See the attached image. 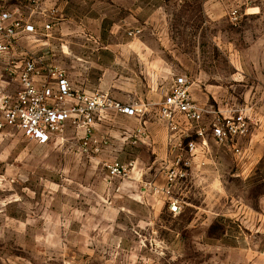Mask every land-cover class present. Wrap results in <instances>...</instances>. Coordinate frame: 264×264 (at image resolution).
I'll return each mask as SVG.
<instances>
[{
	"label": "rangeland",
	"instance_id": "obj_1",
	"mask_svg": "<svg viewBox=\"0 0 264 264\" xmlns=\"http://www.w3.org/2000/svg\"><path fill=\"white\" fill-rule=\"evenodd\" d=\"M44 9L23 15L38 33L22 37L18 50L41 44L75 79L116 86L107 93L118 100L146 94L148 71L163 67L151 62L161 57L188 78L197 104L211 92L214 108L242 115L247 131L227 141L223 176L192 187L182 159L164 186L127 161L105 162L138 149L141 132L123 128L116 108L97 113L90 135L71 121L49 144L7 128L0 133V264H264V0H46ZM134 30L140 33L130 36ZM140 57L149 61L141 65ZM127 80L134 90L120 84ZM250 154L249 169L239 159ZM116 163L127 173L111 175Z\"/></svg>",
	"mask_w": 264,
	"mask_h": 264
},
{
	"label": "built area",
	"instance_id": "obj_2",
	"mask_svg": "<svg viewBox=\"0 0 264 264\" xmlns=\"http://www.w3.org/2000/svg\"><path fill=\"white\" fill-rule=\"evenodd\" d=\"M23 1L25 3L15 8L0 2V133L13 128L20 130L31 140L49 144L63 135L68 124L73 121L84 126L90 135L97 113L113 108L130 116L146 114L149 109L156 108L159 116L169 121L174 130L177 129L174 122L179 116L197 123L204 120L206 112L194 101L186 76H175L172 89L161 103L150 102L144 107L114 103L103 94L90 96L78 92L72 86L66 69L52 62L43 51L37 54L30 49L18 50L22 37L38 33L36 24L23 15L29 13L31 18L45 13L46 0ZM230 15L237 20L240 11L233 9ZM53 26L46 23L43 29L50 32ZM138 33L140 30H134L129 35L136 36ZM15 56L20 58L17 62L12 58ZM246 129V121L239 115L226 121L218 119L213 133L225 143L245 135ZM205 131L206 129L199 128L198 134L204 136ZM84 145L89 147V140ZM193 145L191 143L190 147L193 148ZM235 150L240 152L239 148ZM109 169L111 175L119 176L126 174L128 167L116 163L109 166ZM173 174L174 171L171 173V180ZM180 207V201L174 199L171 203L172 210L177 211Z\"/></svg>",
	"mask_w": 264,
	"mask_h": 264
},
{
	"label": "crops",
	"instance_id": "obj_3",
	"mask_svg": "<svg viewBox=\"0 0 264 264\" xmlns=\"http://www.w3.org/2000/svg\"><path fill=\"white\" fill-rule=\"evenodd\" d=\"M0 2H5L9 7L15 8L19 0H0ZM29 47L31 51L41 54V44L31 42ZM12 58L16 62L20 59L19 56ZM121 61L127 62L129 59H122ZM137 61L141 65H144L145 61L149 60L140 57ZM154 61L151 63L163 67L148 71L149 76L153 78V81L149 83L150 90H148L146 94L142 92H133L136 93V98L127 95L123 100H118L116 97L113 98L112 94L107 93L115 92L114 89L116 86L114 85H107L106 82L100 80L96 87V80H92L90 76L75 79L69 72L68 74L72 86L78 92H83L90 96H96L94 92H104L105 96H108L111 100L117 101L124 106L135 105L144 107L150 101L161 103L165 99V96L169 94L175 81L176 69L171 67L169 61L167 63L166 60L161 57L155 58ZM80 74L79 71L78 75ZM141 74L144 75V73ZM120 84L124 85L126 89L134 90L135 87L132 81L129 82L128 80L121 81ZM136 85L137 88L140 87L139 83ZM90 88L93 90H89ZM210 93L211 92H206L201 94L198 100V104L206 112L204 120L201 123H197L189 121L183 116H179L174 122L179 128L178 130H172L169 121L161 119L156 108L149 109L146 114L137 116H130L117 111V119L121 121L123 128H126L132 133L134 132V134L135 131L138 133L137 130L141 132V134L135 135L138 149L132 157L126 158L124 154L119 156L115 155L108 160L106 159L105 162L110 164L116 160L121 163L127 161L128 165L133 167V171H137L142 177H152L154 186H164L167 172L170 169H174L177 162L181 161V159L187 165L185 166L188 173H190V185H192V187L196 184L202 185L208 178L223 176L225 170L224 148L227 147L229 143H222L214 135L213 128L215 122L218 119L220 120L222 115L223 121L232 119V117L226 114L228 110L226 111L220 107L214 108L212 102L209 101ZM129 120L132 123H129ZM199 128L206 129L204 136L198 134ZM191 143L194 144L193 148L190 147ZM245 159L246 158H244V160L239 159V161L241 165L247 164L250 169L252 155L250 154L247 159Z\"/></svg>",
	"mask_w": 264,
	"mask_h": 264
}]
</instances>
